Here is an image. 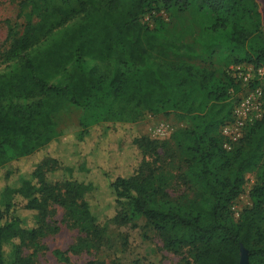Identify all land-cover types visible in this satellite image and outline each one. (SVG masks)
<instances>
[{"label":"trees","instance_id":"1","mask_svg":"<svg viewBox=\"0 0 264 264\" xmlns=\"http://www.w3.org/2000/svg\"><path fill=\"white\" fill-rule=\"evenodd\" d=\"M21 10L23 31L11 29V44L0 53V168L26 157L38 161L21 187H8L0 205V264H36L27 248L52 230L47 220L52 205L65 210L79 233L76 246L55 252L63 261L100 241L110 222L127 223L130 213L150 222L165 249L183 255V264H240L242 249L249 264H264V184L251 190L252 207L238 218L232 210L244 191L245 173L264 159V117L227 149L222 128L234 121L235 101L229 108L226 100L241 82L230 75L221 80L214 70L173 57L191 58L200 42L210 54L229 48L238 55L236 65L264 67L256 0H23ZM163 10L193 14L201 28L195 42L165 39L156 29L164 22ZM67 104L87 113L118 104L112 113L118 119L175 110L190 116L193 125L171 143L135 138L140 160L133 173L110 177L104 204L94 205L92 185L55 179L58 160L35 155L53 141L51 115ZM168 176L180 181L174 189ZM15 195L37 212V227H23Z\"/></svg>","mask_w":264,"mask_h":264},{"label":"rangeland","instance_id":"2","mask_svg":"<svg viewBox=\"0 0 264 264\" xmlns=\"http://www.w3.org/2000/svg\"><path fill=\"white\" fill-rule=\"evenodd\" d=\"M22 1L0 0V53L11 44V40L7 39L11 29L18 35L23 31L25 17L21 10ZM256 2L262 17L264 35V0ZM161 14L164 22H158L156 29L165 39L178 44H190L200 36L201 28L190 12L175 14L163 10ZM194 50L191 58L187 59L182 54L173 57L177 60L185 59L200 68L214 70L217 78L221 80H227L226 76L237 66L235 60L238 55L229 48H216L210 54L211 51L199 42L194 45ZM3 69L0 59V73ZM240 84L239 88H235L236 94L226 100L229 108L235 101V110L239 100L256 88L262 90L264 97V79L250 85L242 82ZM118 107V104H113L111 110L106 108L101 113H87L82 107L65 105L62 110L51 115L53 126L50 136L53 141L35 154L41 161L51 157L58 160L60 169L53 173L55 179L72 177L92 185L90 199L94 205L104 204V186L110 177L119 173H133L140 160L137 147L133 145L135 138L147 136L161 142L170 140L171 143L177 132L193 125L190 116L175 110L168 111V114H165L166 111H142L132 117L124 115L118 119L112 114L116 113ZM263 117L264 114L258 120ZM258 120L249 122L246 127ZM87 129L88 134L81 137L82 131ZM160 129L164 133H159ZM227 140L231 145L235 143L228 138ZM31 158L14 160L0 168V205L6 200L8 187L13 190L21 187L25 172L31 169L32 162L38 161L37 158ZM179 182L178 179L168 176L171 189ZM257 183L264 184V159L257 168L245 173L244 191L232 207V210H236H233L234 215L235 212L241 213L252 207L250 192ZM12 201L16 204L17 213L24 220L23 227L29 230L37 227V212L25 208V198L15 195ZM235 217L237 218L236 215ZM47 220L52 230L39 239L37 246L27 248V254L34 256L36 264H87L93 260L103 264H183V255L166 250L163 240L150 222L130 213L127 223L110 222L100 241L90 242L89 246L81 251L77 250L76 254H66L69 261H63L55 252H67L69 248L76 246L79 242L78 230L66 217L65 210L58 205L50 207ZM5 250L10 252L11 247L8 246Z\"/></svg>","mask_w":264,"mask_h":264},{"label":"built area","instance_id":"3","mask_svg":"<svg viewBox=\"0 0 264 264\" xmlns=\"http://www.w3.org/2000/svg\"><path fill=\"white\" fill-rule=\"evenodd\" d=\"M229 75L245 85H250L252 82H258L264 79V67L255 68L252 65L240 64L232 68ZM263 114V92L260 88H256L250 94L243 96L239 100L234 110V121L226 124L222 128V134L231 142H237L242 138L246 125L249 122L258 120ZM159 133H164V130L160 129ZM231 146V143H225L227 149H230ZM235 215L238 218L240 213L235 212Z\"/></svg>","mask_w":264,"mask_h":264},{"label":"water","instance_id":"4","mask_svg":"<svg viewBox=\"0 0 264 264\" xmlns=\"http://www.w3.org/2000/svg\"><path fill=\"white\" fill-rule=\"evenodd\" d=\"M241 251H243V252L241 253L242 255H241L240 264H249V258H248L247 251L244 249H242Z\"/></svg>","mask_w":264,"mask_h":264}]
</instances>
